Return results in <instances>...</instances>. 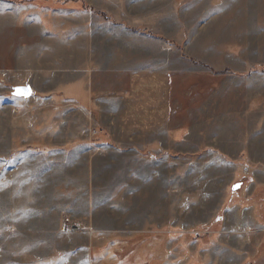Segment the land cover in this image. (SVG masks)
Wrapping results in <instances>:
<instances>
[{
	"label": "rangeland",
	"instance_id": "1",
	"mask_svg": "<svg viewBox=\"0 0 264 264\" xmlns=\"http://www.w3.org/2000/svg\"><path fill=\"white\" fill-rule=\"evenodd\" d=\"M59 1L0 0V264H264V0Z\"/></svg>",
	"mask_w": 264,
	"mask_h": 264
},
{
	"label": "water",
	"instance_id": "2",
	"mask_svg": "<svg viewBox=\"0 0 264 264\" xmlns=\"http://www.w3.org/2000/svg\"><path fill=\"white\" fill-rule=\"evenodd\" d=\"M32 89L30 86H17L12 89V95L16 98H29L31 96ZM241 187V184H235L232 187V191H237Z\"/></svg>",
	"mask_w": 264,
	"mask_h": 264
},
{
	"label": "trees",
	"instance_id": "3",
	"mask_svg": "<svg viewBox=\"0 0 264 264\" xmlns=\"http://www.w3.org/2000/svg\"><path fill=\"white\" fill-rule=\"evenodd\" d=\"M59 3H60V4H64V3H66V0H60ZM94 13H95L96 15H98L97 12H94Z\"/></svg>",
	"mask_w": 264,
	"mask_h": 264
}]
</instances>
